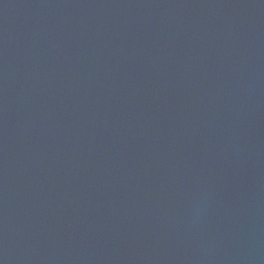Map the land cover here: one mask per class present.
I'll list each match as a JSON object with an SVG mask.
<instances>
[{
    "label": "water",
    "instance_id": "1",
    "mask_svg": "<svg viewBox=\"0 0 264 264\" xmlns=\"http://www.w3.org/2000/svg\"><path fill=\"white\" fill-rule=\"evenodd\" d=\"M0 264H264V0H0Z\"/></svg>",
    "mask_w": 264,
    "mask_h": 264
}]
</instances>
